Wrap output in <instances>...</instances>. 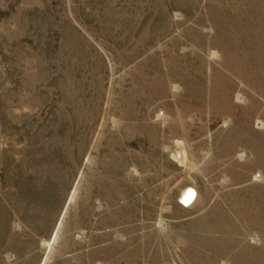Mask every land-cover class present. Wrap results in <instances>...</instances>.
Instances as JSON below:
<instances>
[{
  "label": "rangeland",
  "instance_id": "obj_1",
  "mask_svg": "<svg viewBox=\"0 0 264 264\" xmlns=\"http://www.w3.org/2000/svg\"><path fill=\"white\" fill-rule=\"evenodd\" d=\"M260 29L264 0H0V264H264Z\"/></svg>",
  "mask_w": 264,
  "mask_h": 264
},
{
  "label": "bare ground",
  "instance_id": "obj_2",
  "mask_svg": "<svg viewBox=\"0 0 264 264\" xmlns=\"http://www.w3.org/2000/svg\"><path fill=\"white\" fill-rule=\"evenodd\" d=\"M260 30H261V31H260ZM260 30H258L257 32H258V33H264V31H263L262 29H260ZM253 41H254V38H252V42H253ZM238 100H242L241 97H238ZM259 123H260V122H259ZM259 123H258V124H259ZM259 127H260V126H259ZM239 158H240V159H243L244 156L241 154V155H239ZM188 193H189V192H188ZM189 199H190V198H189Z\"/></svg>",
  "mask_w": 264,
  "mask_h": 264
}]
</instances>
